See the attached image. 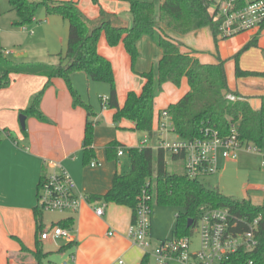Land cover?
<instances>
[{
  "label": "crops",
  "instance_id": "crops-1",
  "mask_svg": "<svg viewBox=\"0 0 264 264\" xmlns=\"http://www.w3.org/2000/svg\"><path fill=\"white\" fill-rule=\"evenodd\" d=\"M51 1H76L81 12L90 20L97 19L99 9L102 8L116 14L126 26L131 23L130 5L126 0H100V7L95 6L91 0ZM8 12H14L10 6ZM42 16L44 14H40ZM44 19L37 33L39 43L42 40L44 46H48L55 43L60 21L63 20L58 16L47 15ZM163 29L173 40L197 52L196 56L203 64H215L218 58L226 60L229 86L245 97L253 109L261 107L264 77L236 79L232 58L256 37L257 45L250 50L258 53L262 60L264 29L243 34L245 37L230 38L226 44L218 38L215 42L209 27L185 35ZM0 44L4 58L12 63L17 54L13 49L6 51L1 32ZM97 49L111 63L120 108L129 92H141L145 80L140 74L155 68L162 57V50L147 36L137 42L138 58L133 68L122 43L110 47L102 34ZM248 52H244L239 59V65L243 68H246L243 59ZM52 63L56 65L58 58ZM81 74H73L71 82L93 114L90 118L93 123V156L88 162L83 153L87 113L84 108L73 106L71 95L62 79H52L43 93L40 110L47 122L26 117L25 132L21 129L19 116L30 105L32 98L45 87L47 79L43 76L12 74L8 87L0 89V264H37L29 253L35 250L37 239L43 252L48 254L45 264H141L148 253L135 247L127 236L133 222V211L113 203H105L104 213L100 217L95 214V208L103 202L85 200L75 211L60 212L54 219L46 221L41 215V230L38 232L33 211L37 206L39 182L43 176L59 171L50 165L51 162L70 174L78 194L86 197L103 196L111 189L115 175H125L130 171V160L128 167L125 165V157L129 159L127 150L139 147L141 135H146L134 131L133 124L127 120H121L115 125V111L101 106V98L108 97L109 86L92 82L85 74L86 78H82ZM188 89L185 78L179 87L171 83L163 85L162 92L154 101L152 142L155 143L158 135L162 112L177 103ZM167 135L163 133L162 137L167 138ZM111 142L123 146L125 151L122 156L115 154L112 159L107 157L106 147ZM92 163L97 165L91 167ZM68 219L73 220L70 241L61 239L53 243L39 239L42 231ZM70 255L74 256V260H69Z\"/></svg>",
  "mask_w": 264,
  "mask_h": 264
},
{
  "label": "trees",
  "instance_id": "trees-1",
  "mask_svg": "<svg viewBox=\"0 0 264 264\" xmlns=\"http://www.w3.org/2000/svg\"><path fill=\"white\" fill-rule=\"evenodd\" d=\"M7 1L17 16L13 26L31 25L35 21L37 10L42 8L47 16H58L67 23L68 35L66 51L57 55L56 65L44 63L14 65L4 58L0 44V89L8 87L12 74L45 77L47 79L45 87L32 98L30 105L21 112V115L47 122L40 110L43 93L52 79H62L71 95L73 106L82 107L87 113L83 139L86 162L93 156V123L90 121L93 114L90 106L84 103L72 85L71 77L75 73H83L90 81L109 86L108 97L105 98V102H102L104 98H101V106L115 111L113 115L115 125L121 120H127L133 124L134 131L146 133L148 136L152 135L154 101L162 92L163 85L171 83L179 87L181 80L185 78L189 88L187 93L165 110L172 118L173 133L176 137L185 140L198 138L202 136V131L206 127L226 135L230 127L235 125L242 142L253 145L260 152L264 150V97L261 107L253 109L245 97L229 86L225 70L226 60L218 58L215 64H203L197 58V52L173 40L164 32L163 28H166L185 35L209 27L216 42L218 23L209 12L208 0H160L158 10L152 0H126L130 5V26L124 25L116 14L108 13L102 8L99 9L98 18L90 20L81 12L76 1ZM91 1L100 7V0ZM237 2L239 6H243L246 0ZM102 34L105 35L110 47L123 44L132 68L138 58L137 42L141 37H149L162 50V57L156 67L140 74L145 80L141 92L139 94L129 92L121 108L117 102L111 63L98 53V42ZM256 45L255 37L232 58L236 79L264 77V73L245 71L238 66L240 55ZM231 97L234 100H231ZM118 148H123L118 142L108 144L107 157L112 159ZM127 152L130 171L125 175H115L111 189L103 196L87 197L88 202L113 203L128 207L134 212L144 193L151 197L149 203L152 207L155 203L159 206L179 208L181 211L176 215L171 237L174 240L189 239L201 207L228 208L234 216L245 217L248 221L259 218L256 231L257 246L251 251L239 250L224 259L222 264H264V196L261 204H254L250 199L235 200L220 194L216 189L206 187L197 180L188 178L185 173L170 174L166 168L167 153L162 149L136 147L129 148ZM171 157L174 161L180 160L176 156ZM33 213L40 232V217L43 210L36 206ZM189 220L192 221L190 227L187 226ZM56 225L71 229L73 220L61 221ZM246 229V226H240L237 231ZM29 253L37 264H45L44 260L48 254L43 252L38 239L35 250ZM148 260L149 254H146L141 264H148Z\"/></svg>",
  "mask_w": 264,
  "mask_h": 264
},
{
  "label": "built area",
  "instance_id": "built-area-1",
  "mask_svg": "<svg viewBox=\"0 0 264 264\" xmlns=\"http://www.w3.org/2000/svg\"><path fill=\"white\" fill-rule=\"evenodd\" d=\"M208 1L209 12L218 23V38L229 39L243 32L264 29V0H246L243 6H239L237 0ZM231 100L234 98L231 97ZM105 101V98L102 99V102ZM157 132L154 144L150 143L152 135L146 134V137L140 140L139 148L162 149L170 156L178 157L184 164V173L192 180L199 181L217 173L219 159L235 160L239 151H252L250 144L239 139L235 125L230 127L226 135L206 127L201 137L191 140L176 137L175 140H167L162 134L174 133L172 118L166 111L161 114ZM124 151L123 148H118L117 155L122 156ZM254 151L260 152L255 147ZM50 165L59 171L46 175L40 182L37 206L45 211H75L83 200L88 202L86 196L76 192L75 182L67 171L58 168L53 162ZM90 165L94 167L97 164ZM261 167L264 168V159L261 161ZM150 201L151 197L143 193L133 212V222L127 233L131 243L144 251L150 246ZM104 207L105 203H102L95 208V214L102 216ZM258 221L259 218L248 221L245 217H236L228 208L201 207L196 222L200 236V248L197 252L189 253V239H170L160 243L152 254L156 264H166L171 260L182 264H222L224 259L239 250L251 251L257 246ZM240 226H246L247 229L237 231ZM71 233V229L52 225L39 234V239L53 243L61 239L70 241ZM69 260H74V256L70 255Z\"/></svg>",
  "mask_w": 264,
  "mask_h": 264
},
{
  "label": "rangeland",
  "instance_id": "rangeland-1",
  "mask_svg": "<svg viewBox=\"0 0 264 264\" xmlns=\"http://www.w3.org/2000/svg\"><path fill=\"white\" fill-rule=\"evenodd\" d=\"M155 8L158 10L160 0H152ZM9 5L7 0H0V32L3 35L4 46L6 51L14 50L17 54L16 58L12 60L14 65H32L44 63L47 65H53L52 62L58 58V54H64L67 45L68 25L64 21H60V30L56 36L55 43L48 46H44L42 40L39 43V35L37 29L45 22L44 16H46L44 9L39 8L36 13V20L29 26L15 27L13 22L17 20L15 12H8ZM44 12V13H43ZM40 14L44 16L40 17ZM62 20V19H61ZM125 25V24H124ZM130 26V23L127 24ZM12 31V34L7 32ZM33 31V34L31 32ZM253 32L247 31L240 33L237 36H243V34ZM234 37V38H235ZM221 42L227 43L229 39L218 38ZM255 47L247 49L249 52L244 56L243 68L248 69L250 72L264 73V52L262 53V60L259 59L258 53L250 50ZM244 51V52H246ZM244 52L242 54H244ZM241 54V55H242ZM240 55V57H241ZM239 57V59H240ZM246 71V70H245ZM82 78H86L84 74H81ZM104 84V83H102ZM104 86H108L105 84ZM98 100V98H97ZM141 135V134H140ZM146 135L142 134L143 139ZM174 134L167 135V140H175ZM151 144L154 142L150 141ZM252 151H239L238 157L235 160H223L219 159V170L217 173L206 176L199 179V182L206 187L216 189L220 194L233 198L235 200L250 199L254 204H261L264 196V168L261 167V161L264 159V150L261 152L254 151L253 145L250 144ZM126 167L129 165L128 157H125ZM166 168L167 172L172 173H184V164L182 161H174L170 154L166 155ZM181 210L176 207L159 206L153 204L150 215V246L146 250L149 255L148 264H156V260L153 256V251L158 248L159 240L171 239L172 225L176 223V215ZM60 212L66 211H45L43 210V219H54ZM200 248V236L197 225L193 227L189 236V253L197 252ZM166 264H182L177 260L168 261ZM217 264V263H215Z\"/></svg>",
  "mask_w": 264,
  "mask_h": 264
},
{
  "label": "water",
  "instance_id": "water-1",
  "mask_svg": "<svg viewBox=\"0 0 264 264\" xmlns=\"http://www.w3.org/2000/svg\"><path fill=\"white\" fill-rule=\"evenodd\" d=\"M25 120L26 117L24 115L19 116V122L22 130H25ZM192 225V221L189 220L187 226L190 227Z\"/></svg>",
  "mask_w": 264,
  "mask_h": 264
}]
</instances>
